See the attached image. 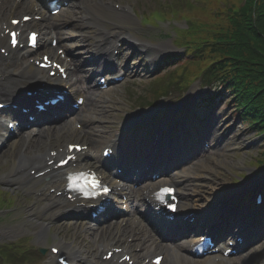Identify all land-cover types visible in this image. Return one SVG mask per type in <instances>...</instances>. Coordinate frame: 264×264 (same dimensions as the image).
<instances>
[{"label": "rangeland", "instance_id": "374dc122", "mask_svg": "<svg viewBox=\"0 0 264 264\" xmlns=\"http://www.w3.org/2000/svg\"><path fill=\"white\" fill-rule=\"evenodd\" d=\"M121 2H123L122 5L134 6L133 9L138 10L140 13L149 12V15L152 19L161 20L157 12L151 13V11L154 10H161L163 12L166 11L170 13V15H176V11L182 10L183 12H180L182 15L203 14L206 17V19L205 17L201 18L203 19V22L207 23L208 20L214 18V22L217 24H220L222 21L219 19V16L215 17V15L219 14L221 10L223 11L225 8L224 5L226 6L229 4H225V2H223L221 5H218L220 10H217L210 6L212 4L211 0H121ZM233 4H235L234 1ZM166 16V14L163 15V17ZM132 23H134L135 28L139 31L138 34H140V36H138V38L142 37L143 41L156 45V52L168 50L175 55L179 54L181 56V54H183V47H177L175 45L174 41L176 37L171 32H169L171 34L169 35L167 31H161L160 33L158 30L154 31V29L151 28H147L143 31L139 28V22L137 19H135V22ZM223 25H225V23ZM171 26L184 29L187 27V25L184 26L182 23L171 24L167 27ZM163 29L170 31L169 28ZM189 35L190 34H187L186 36ZM186 36L180 37V39H184V42L185 40H191V38ZM194 37H196V35ZM203 60L204 64L201 63L199 65L200 68H207L210 66L211 59L203 56ZM186 70L189 71L188 68H186ZM195 73H197V71L192 70V74ZM158 82H163V78L155 82L152 80L139 82L138 85L127 83L117 92L120 93L121 91L120 94L126 96V102L128 106L137 105L139 103L144 105L148 103H154L158 99L157 95L153 94L152 89L154 85L158 84ZM192 87L195 86L193 85ZM197 89H199L198 85H196V90ZM207 93L208 90L204 91V94ZM173 98L174 95L172 96V99ZM165 102L166 104L168 103L167 101ZM232 107L233 106L231 105H226V108L222 107L220 114L225 113L227 116H231ZM172 109L173 108H170L171 111ZM232 116H234L233 118L235 120H237L236 118L239 119V116L237 115ZM233 118L231 122H233ZM242 125L243 124L238 123V126H240L241 129L238 133L231 136L229 139V144L226 145V148H219L206 156L203 155L190 167L183 169L182 172H184L185 177L190 180V183L187 184L186 187H189L190 184H193L195 185V189L193 188L195 193L193 194H202L200 197L194 198L192 202H188L189 204L201 207L202 204L204 205L205 197L214 201V197H217V194H219L221 191H228L229 186L237 185L241 180H248V178L251 180L253 176L264 174V165L263 167L257 166L262 162L264 163V137L261 135V133L259 134L256 130H252L247 125ZM102 143L105 142L101 141L96 143V146ZM14 146L15 145L12 144L10 148L14 149ZM234 149H238L239 152H235ZM13 151H10L9 153L7 151L0 152V174L3 173L1 171L6 170V168L3 169L4 164H7V168L10 166L9 160L12 158L11 153ZM209 158H217L224 160V162L215 165L211 162L208 163ZM181 176V172H179L174 177L180 178ZM12 195L13 199L15 198L13 200V207H11L9 210H2V212H0V245H15V248L19 247L21 248L20 250H27L28 246L31 245L33 250L30 252L28 251L26 255L28 256V254L31 253L33 256L28 260L19 257V260H16V262L13 263L4 262L0 256V264H50L47 252L44 255L40 252L42 249L46 250L49 244H47V241L45 240H39L38 237L34 235L33 231L31 230L30 221L27 219L29 218L28 214H26L27 208L32 206V203H28L18 194ZM205 203L207 204V202ZM74 235L76 234H72V236ZM57 236L58 235L54 229V231L50 234V238ZM28 238H32V241L29 242L27 240ZM92 246L93 245L89 244L90 253H93V249L95 248V246ZM97 248L98 246L95 248L93 254L97 253ZM4 250L5 253H7V250ZM11 252L12 251L9 250L8 254H11ZM15 256L16 254H13L11 257L14 258ZM247 258L250 261H254L256 264H264V249L255 250L253 253L248 255Z\"/></svg>", "mask_w": 264, "mask_h": 264}, {"label": "trees", "instance_id": "16d2710c", "mask_svg": "<svg viewBox=\"0 0 264 264\" xmlns=\"http://www.w3.org/2000/svg\"><path fill=\"white\" fill-rule=\"evenodd\" d=\"M211 2V7L217 5V0ZM244 2L250 11L248 15L228 17L220 29L217 24L198 29L190 43L199 51L196 67L204 64L203 56L211 59L206 75L222 79L245 114L251 115L255 128L264 130V0ZM254 2L258 3L256 8Z\"/></svg>", "mask_w": 264, "mask_h": 264}, {"label": "bare ground", "instance_id": "6f19581e", "mask_svg": "<svg viewBox=\"0 0 264 264\" xmlns=\"http://www.w3.org/2000/svg\"><path fill=\"white\" fill-rule=\"evenodd\" d=\"M90 3H94V1L93 2H90ZM20 6H25V9H28V5L26 4V2L25 1H19L18 2V6H17V8H16V10L15 11H13V9L12 8H10V13H8L9 15H7V16H10V15H13V14H16L17 13V11L19 10V7ZM107 8L108 9H111V7H109V5L107 4ZM7 16H4L3 17V19L2 20H0V33H1V29H2V26H3V23L5 22V19L7 18ZM4 31V30H3ZM159 53H162V51H159ZM155 54L157 55V52H155ZM110 55V54H109ZM151 59H154L153 57H150ZM81 66L82 65H78V66H74L73 67V72H80V69H81ZM111 66H107L106 67V69L108 70V71H110V68ZM62 128H60V130H61ZM49 132V131H48ZM46 133V135H48V137L51 135V134H49V133ZM59 131H54L53 132V134L51 135L52 137L53 136H55V135H57V134H59L58 133ZM44 135L45 136V134L42 132V133H40V135ZM130 134L131 133H128V137H126V139H128L129 138V136H130ZM196 134H198V132H196L195 130H193V131H191V134L190 135H188V139L189 140H192V141H194V142H196V140H195V135ZM40 135H38L37 136V139L38 140H40V139H42L43 137L42 136H40ZM74 135H76L77 137L79 136V137H82L81 139H82V141H85V140H88V139H86L85 137H84V133L83 132H79V133H76V132H67L66 133V136H64V137H62V140L63 139H67L68 141L69 140H71V139H73V136ZM75 136V137H76ZM76 137V139H78ZM150 136H149V134L148 133H143L142 134V141H148L147 139L149 138ZM198 137H200V136H198ZM194 139V140H193ZM197 139V138H196ZM57 143H60L59 141H57ZM93 145V144H92ZM55 145H53L52 144V147H54ZM116 147L117 146H115V149H116ZM173 148V145L172 144H167V149L168 150H171ZM37 149V148H36ZM36 152L37 153H40V152H42V150H39V149H37L36 150ZM35 151H33L32 153L34 154V153H36ZM35 155V154H34ZM27 156H29V155H25L23 158L22 157H20V161H18L17 162V164H19V163H21L22 162V160H27V159H30L32 156H30V157H27ZM78 157L80 156V155H77ZM39 155H37L36 156V159H39ZM84 157H93V155H91V154H86ZM213 163V164H221V163H223L224 162V160H220V159H217V158H213V159H208V163ZM147 196H149V194H147ZM255 207H256V212L255 213H258L260 210H261V208L259 207V206H257V205H255ZM224 215L225 216H228L229 215V213L228 212H225L224 213ZM246 219L247 218H245V220L243 221L244 223H246L247 225H248V223L247 222H245L246 221ZM205 227L206 228H213V229H217V228H215V226L214 225H210V224H205ZM201 238V237H200ZM198 240L197 241H199V238H197ZM111 238H106V246H109V245H111ZM193 245H194V242H192V241H187L185 244H184V249L185 250H191L192 249V247H193ZM196 245V244H195ZM125 246L126 247H128L129 248V246L127 245V244H125ZM61 248H62V250L63 251H67V252H69V253H71V254H75L76 255V258H80L81 256H80V253H78L76 250H75V247H74V245H68V244H61ZM170 257H171V261H172V263L173 264H176V263H179L180 262V257L175 253V251H172L171 253H170ZM209 263L210 264H214L212 261H209Z\"/></svg>", "mask_w": 264, "mask_h": 264}, {"label": "snow or ice", "instance_id": "6c2138e0", "mask_svg": "<svg viewBox=\"0 0 264 264\" xmlns=\"http://www.w3.org/2000/svg\"><path fill=\"white\" fill-rule=\"evenodd\" d=\"M14 23L16 22V21H13ZM12 36H13V43L15 44L16 43V39H15V37H16V34L15 33H13L12 34ZM33 39H35V36L33 35V37H32ZM70 147V149L71 148H73V147H75V146H72V145H70L69 146ZM170 189H167V188H165V189H162V193L163 194H169L170 193ZM53 251H56L55 249H53Z\"/></svg>", "mask_w": 264, "mask_h": 264}]
</instances>
